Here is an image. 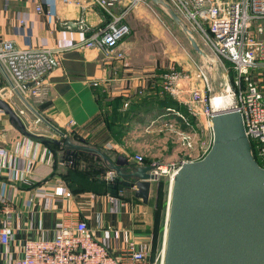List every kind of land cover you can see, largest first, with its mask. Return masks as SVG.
<instances>
[{
  "label": "crops",
  "instance_id": "obj_1",
  "mask_svg": "<svg viewBox=\"0 0 264 264\" xmlns=\"http://www.w3.org/2000/svg\"><path fill=\"white\" fill-rule=\"evenodd\" d=\"M128 3V0H120L112 10L118 13ZM38 5L44 8L43 12L37 10ZM147 12L144 5L138 9L139 14ZM109 20L110 15L94 0H0V40L12 41L18 49L61 51L59 65L45 78L41 91L38 94L28 91L25 95L41 116L66 131L70 130L68 125L73 120L76 126L72 132L76 130L92 145L112 151L113 155L127 156L132 167L140 165L133 156L152 150L154 141H157L156 153L163 152L162 157L171 158L169 131L161 127L149 132L142 129V124L148 125L161 115L160 110L154 112L156 116L143 118L145 122L136 118L130 120L129 128L119 139L113 137L100 117L102 104L110 97L134 94L141 78L162 73L154 68L160 50L149 49L134 31L115 49L116 53H124V59L107 58L98 50L74 46ZM70 22L75 27H71ZM94 82L99 85L94 86ZM0 93L21 115L29 132L62 139L63 136L47 122H36L38 115L8 87L2 71ZM120 110L125 111L123 106ZM203 117L198 118L199 125L210 132L207 119ZM25 146H28L27 156L22 151ZM54 157L40 138L23 134L0 110V221L7 217L15 228L9 245L0 242V264H15L23 257L29 238H53L64 216L71 222L87 221L90 229L95 230L97 237L112 250L122 248L134 238L149 241L146 228L138 224L136 218L141 204L146 203L142 200L139 203L140 199L130 190L114 197L103 185L90 177L82 179L84 176L78 173H71L75 185H81V180H87L84 182L90 185L82 193L72 191L64 179L70 168L59 162L58 170L55 169ZM146 160L149 163L144 164L154 161L148 155ZM60 187L70 189L72 196L57 195ZM93 193H96L94 198ZM4 201L11 206L9 211H4Z\"/></svg>",
  "mask_w": 264,
  "mask_h": 264
},
{
  "label": "built area",
  "instance_id": "obj_2",
  "mask_svg": "<svg viewBox=\"0 0 264 264\" xmlns=\"http://www.w3.org/2000/svg\"><path fill=\"white\" fill-rule=\"evenodd\" d=\"M94 1L107 11L110 20L74 46L98 50L107 58L124 59V53H116L115 49L131 34L132 28L127 23L126 16L133 7L145 0H128V5L118 13L112 10V6L117 5L120 0ZM168 2L218 56L230 60L235 65L237 77L234 88H227L223 92L224 96L231 97V102L226 107H232L242 114L247 135L252 144L254 143L258 157L264 163V95L253 77L255 71H264V0H168ZM37 10L43 12L44 8L38 5ZM21 22L25 24L24 20ZM60 54L61 51L57 49H18L12 41L0 40V62L8 75L4 74L8 87L14 92L20 91L24 96L28 91L32 94L41 91L45 78L59 65ZM156 76L158 82L150 86L152 90L157 89L155 92L160 95L188 94V102L195 106L191 113L196 115L200 112L205 116L210 129L203 138L201 127L193 124L189 116L175 108H168L145 126L144 131L147 132L158 127L177 132L176 146L171 147L174 157H160L151 163L157 166L156 182L166 174L171 184L183 163L201 160L210 151L214 140L212 118L215 111L220 108L213 106L216 94L213 93L207 74L201 68L198 72L190 74L186 70L173 67L166 72L156 73ZM193 80L202 83L194 86ZM28 83H32V86L27 87ZM93 84L98 86L99 82ZM147 86L148 79L141 78L138 85L140 94ZM130 94L132 93H129V96ZM130 103L131 100L127 99L123 109L127 110ZM41 121L43 119L37 116L36 122ZM68 126L70 130L66 135L71 134V129L76 123L72 120ZM22 151L27 156L28 146L23 147ZM179 153L181 157L176 159ZM146 157L144 152L133 156L140 165L144 164ZM114 175L113 171L107 172L106 180L112 179ZM56 194L72 196L67 187L58 188ZM91 195L93 198L96 196L95 193ZM2 207L4 211L11 209L6 202ZM14 231L13 223L7 217H3L0 221V242L5 246L9 245ZM150 250L149 241L141 242L135 238L128 240L122 248L112 250L97 237L95 230L90 229L87 221L71 222L64 216L60 229L53 238L26 240L23 257L15 264H156V262L162 264L163 250L155 262L150 260Z\"/></svg>",
  "mask_w": 264,
  "mask_h": 264
},
{
  "label": "water",
  "instance_id": "obj_3",
  "mask_svg": "<svg viewBox=\"0 0 264 264\" xmlns=\"http://www.w3.org/2000/svg\"><path fill=\"white\" fill-rule=\"evenodd\" d=\"M147 1L180 27L195 51L209 58L195 32L168 0ZM69 24L74 26L73 22ZM0 71L8 76L1 62ZM15 93L64 137L52 139L64 145L68 153L87 151L107 163L108 172H115L107 180L112 196L130 190L149 203L153 183L158 179L155 164L132 167L123 154L112 155L73 141L41 116L20 91ZM0 110L23 134L47 139L29 132L21 115L1 94ZM212 129L214 140L208 154L201 160L183 163L170 184L162 264H264V166L255 156L240 112L232 107L217 109Z\"/></svg>",
  "mask_w": 264,
  "mask_h": 264
},
{
  "label": "rangeland",
  "instance_id": "obj_4",
  "mask_svg": "<svg viewBox=\"0 0 264 264\" xmlns=\"http://www.w3.org/2000/svg\"><path fill=\"white\" fill-rule=\"evenodd\" d=\"M146 7L147 13H138V9L142 6ZM139 7V8H138ZM128 19V21H127ZM127 23L131 25L132 31L131 34L136 33L141 39L142 42L147 43L149 49H159L160 51L157 54V61L154 64L155 71L166 72L169 69L175 67L179 68L180 70H186L190 74L194 72H198L201 68L206 74L209 79V82L212 86L213 93L222 95V92L225 89H232L234 88V83L237 77V72L235 69V65L228 59L218 56L206 43L202 40V38L196 33V37L201 45V47L206 51L209 58H205L204 56L200 55L197 51H195L191 45V42L187 38L186 34L180 29L178 25H176L168 16L165 14L161 9L156 7L153 3L145 0L135 7L131 9L127 16H126ZM134 29V30H133ZM130 34V35H131ZM129 35V36H130ZM153 38V40L151 39ZM166 70V71H165ZM154 77H157L155 73H153ZM253 77L255 81L258 83L261 91L264 95V71H255L253 73ZM144 78L149 79L146 75ZM202 82L200 81H192L194 86L200 85ZM1 94V93H0ZM166 94V93H164ZM175 98H178L181 103L189 106V112L195 108L193 103L188 102L189 98L185 93L180 94H173L168 93ZM2 95V94H1ZM163 95V94H162ZM13 100V98H11ZM155 107L154 103H148L144 106L141 111L142 114H146V110H151ZM129 108V107H128ZM183 113V112H182ZM192 114V113H191ZM186 115V114H185ZM193 115V114H192ZM187 116V115H186ZM196 117V125L200 127L198 118L203 117L200 114H194ZM205 117V116H204ZM203 117V118H204ZM146 124H142V129H144ZM202 135L203 138L207 136L208 132L205 127H202ZM177 132L173 131L172 129L169 130L168 138H169V146L175 148L176 140H177ZM159 138H157L158 140ZM152 150L145 151V154L151 157L153 160H158L164 154L161 152L160 154L156 153V146L157 141L152 143ZM155 151V152H154ZM153 157H152V156ZM180 153L176 156V159L180 158ZM163 161H166L165 158H162ZM107 174L105 175L106 178ZM160 179L164 182V199L166 200V207L164 211H162V219H163V226L165 228L166 220H167V209H168V199H169V189H170V180L168 175H163ZM158 182L153 183V191L151 199L149 203L142 205L139 214H137V222L138 224L143 225L149 232H154L155 230V211H156V195ZM139 203L141 200L138 201ZM158 230V240L155 249V253L160 250V254L163 250V243L165 233L159 229ZM164 234V235H163ZM147 238L151 244H154V238L149 233H147ZM156 260H154L155 262ZM156 264H160L156 262Z\"/></svg>",
  "mask_w": 264,
  "mask_h": 264
},
{
  "label": "trees",
  "instance_id": "obj_5",
  "mask_svg": "<svg viewBox=\"0 0 264 264\" xmlns=\"http://www.w3.org/2000/svg\"><path fill=\"white\" fill-rule=\"evenodd\" d=\"M166 71V70H165ZM158 82V78L154 76H150L148 79V86L143 89V93L140 94L138 91L137 93H134L132 95H122V96H116V97H110V99L106 100V103L103 105V111L101 112V119L105 122L107 130L113 134V137L116 139H119L120 134L123 133L124 130L129 128V121L133 120V118L139 122H145L144 119L148 116H156L154 113L155 111H161L163 114L168 108H175L178 111L183 112L187 116L190 117L193 124L196 123V117L192 115L189 112V106L181 103V101L178 98L173 97L172 95L166 93L163 95H160L159 93L155 92L157 89L152 90L150 88L151 85L156 84ZM100 100L103 101V97L99 96ZM127 99L131 100V103L129 105V108L125 111H121V106L124 105L125 101ZM148 103H154L155 107L151 110H146V114H142L144 109L143 107L146 106ZM154 113V114H153ZM159 114V113H158ZM153 116V117H154ZM144 118V119H143ZM196 125V124H195ZM65 133L69 134L66 130L61 129ZM72 140L75 142H81L83 144H87L90 146L98 147L102 149L103 151L112 154V151L105 150L103 147L92 145L84 136H82L79 132L76 130L71 132L70 134ZM64 140V137H62ZM44 144L48 147L49 151L56 157L55 159V169L58 170V163H64L66 164L70 169L66 174H64L65 183L69 186V188L72 191L77 190L78 192L82 193L90 185L89 182H84L87 180H81V185L79 186L75 185L74 179L71 176V173H78L84 176V178H92L94 179L98 185H103L104 188L108 192H110V183L105 179V175L107 174L109 168L107 163L98 155H95L93 153L87 152V151H74L67 152L64 145L57 143L52 138L47 139H41ZM254 153L258 161L262 164V160L258 157L255 145L253 143ZM65 151V152H63ZM54 157V158H55ZM144 163H149V161L145 160ZM138 164V163H137ZM84 173V174H83ZM75 185V186H74ZM164 182L162 179L158 181V187L156 189L157 195H156V215H155V230L154 232H149L151 236L154 238V244L151 246L150 250V260L151 262H154L156 258L160 255V250H158L157 253H155L156 249V243L158 238V230H156L159 226V229L165 233V228L163 226V219H162V211H164V208L166 207V200L164 199ZM75 189V190H73ZM105 190V189H104ZM76 192V191H75ZM96 194V193H95ZM166 226V225H165ZM164 235V234H163ZM164 239V237H163Z\"/></svg>",
  "mask_w": 264,
  "mask_h": 264
},
{
  "label": "bare ground",
  "instance_id": "obj_6",
  "mask_svg": "<svg viewBox=\"0 0 264 264\" xmlns=\"http://www.w3.org/2000/svg\"><path fill=\"white\" fill-rule=\"evenodd\" d=\"M231 97L230 96H224L223 92L222 95L217 94L213 100V106L218 107L220 109L225 108L226 105L230 104Z\"/></svg>",
  "mask_w": 264,
  "mask_h": 264
}]
</instances>
